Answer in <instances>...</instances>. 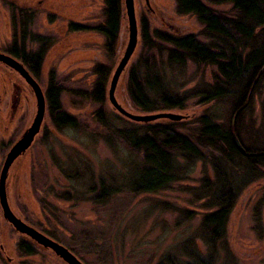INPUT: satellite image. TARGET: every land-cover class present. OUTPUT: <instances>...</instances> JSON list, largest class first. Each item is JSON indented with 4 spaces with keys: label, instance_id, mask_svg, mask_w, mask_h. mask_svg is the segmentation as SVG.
<instances>
[{
    "label": "rangeland",
    "instance_id": "1",
    "mask_svg": "<svg viewBox=\"0 0 264 264\" xmlns=\"http://www.w3.org/2000/svg\"><path fill=\"white\" fill-rule=\"evenodd\" d=\"M42 1L0 0V50L8 51L14 44L26 54L44 49L38 74H34L37 84L43 94L51 78L61 87L62 111L76 120L77 128L57 130L46 103L40 133L9 170L6 193L11 211L23 223L66 248L82 264H157L164 255L175 254L176 248L187 241H192L205 253L200 239L201 220L210 211L200 198L201 191H205L202 184H212L215 178L209 151L205 152L207 158L197 161L183 180L166 190L132 194L123 187L135 169L140 168L136 162L140 155H131L114 137L112 145L106 142L114 130L169 124H175L176 132L192 138L198 119L209 109L219 118L218 122L222 121L226 115L225 104L199 106L196 99H190L182 111L144 113L135 108L128 95L131 69L139 63L146 49L143 23L148 26L153 44L157 45L155 31L176 36L193 35L207 43L202 35L203 26L194 16L178 15L175 0H148V5L145 0H134L138 44L118 81L115 99L135 115L173 113L185 117L177 123L160 120L137 124L121 117L108 102L110 80L128 41L124 0H121L119 31L112 53L104 49V38L96 31L104 22L103 0H50L53 5L50 9L47 3L37 7ZM198 1L220 16L232 15L229 3ZM23 3L32 9L33 17L25 20L24 27L19 24L18 31L14 28L13 12L24 10L18 7ZM71 25L83 29L71 31ZM38 40H43V45ZM97 66L108 71L102 105L86 97ZM215 73L214 67L194 68L187 64L185 73L175 71L168 74L165 81L181 94L200 81L212 83ZM11 81L0 74V95L8 83L7 95L0 97V120L5 124L4 129H0V170L6 154L30 126L36 112L35 98L29 90H25L20 106L14 109L15 92ZM179 85L183 87L179 89ZM99 111L103 112L105 127L96 119ZM250 118L258 131L264 123V80L260 93L254 97ZM143 133L144 130H140V134ZM238 171L235 168L234 174ZM258 172L259 179L253 176V181L239 186L225 226L222 244L226 251L214 264H264V168ZM100 180L120 189L104 205L93 202L98 193L88 191L96 188ZM22 242L30 245L32 255L19 251ZM0 264L64 263L51 251L16 233L3 220L0 209Z\"/></svg>",
    "mask_w": 264,
    "mask_h": 264
},
{
    "label": "trees",
    "instance_id": "2",
    "mask_svg": "<svg viewBox=\"0 0 264 264\" xmlns=\"http://www.w3.org/2000/svg\"><path fill=\"white\" fill-rule=\"evenodd\" d=\"M104 22L96 31L104 38V49L112 53L117 42L121 0H103ZM178 15H191L203 26L202 43L193 35L176 36L154 32L153 44L148 26L142 24L145 52L142 59L130 72L128 95L140 112L154 113L184 110L190 99L197 105H226V115L219 118L211 109L198 119L193 137L176 132L173 125L114 130L106 138L112 145L113 137L124 145L131 155H140V168L127 180L123 189L132 194L157 193L171 184L184 179L197 161L207 158L209 151L214 181L204 182L200 199L209 210L202 217V237L205 253L187 241L176 248L175 254L164 255L157 264H214L226 251L222 241L232 205L238 195L239 186L244 187L254 178L259 179L264 168V123L257 130L251 120L254 97L260 93L264 80V0H221L232 6L231 17L220 16L198 0H175ZM71 31H81L80 26L71 25ZM39 44L43 45V40ZM42 48V47H40ZM24 62L32 63V72L37 75L44 49L34 54L22 51ZM187 64L194 68L214 67L216 73L212 83L198 82L187 92L179 94L165 81L175 71L185 73ZM91 91L86 97L95 104L105 101V83L108 71L103 66L93 70ZM183 85H179L181 89ZM62 89L51 78L45 97L49 117L57 130L76 129L77 122L62 111ZM98 122L106 126L103 112L96 114ZM140 130H144L140 134ZM257 131V132H256ZM234 139L245 154L237 149ZM136 159V158H135ZM235 168L239 175L234 174ZM259 174V175H258ZM111 186V185H110ZM104 180L88 189L97 198L96 204L104 205L118 194L120 189L110 187ZM19 251L32 255L30 245L22 242Z\"/></svg>",
    "mask_w": 264,
    "mask_h": 264
},
{
    "label": "water",
    "instance_id": "3",
    "mask_svg": "<svg viewBox=\"0 0 264 264\" xmlns=\"http://www.w3.org/2000/svg\"><path fill=\"white\" fill-rule=\"evenodd\" d=\"M146 5H148V0H145ZM124 6L127 17L128 24V41L121 59L111 77L109 90H108V102L113 108V110L118 113L121 117L128 121L137 124H149L160 120H167L174 123L180 122L185 119V117L173 113H155L149 115H135L118 104L115 99V90L118 81L126 69L129 61L131 60L138 44V27L137 20L134 10V0H124ZM0 59L4 62L10 63L20 75L26 80V82L32 88L35 98H36V112L30 126L23 132L20 138L14 143L6 154L3 164L0 170V209L3 220L10 225L13 230L28 238L35 245L41 247L44 250L51 251L57 258H59L64 264H82L71 252L60 244L52 241L48 237L36 231L34 228L23 223L19 218H17L11 211L8 203L6 186L8 174L13 163L25 155V153L31 148L35 138L38 136L41 130V126L45 117L46 104L45 98L43 96L42 90L37 84V82L31 78L26 71L23 70L22 66L17 64L15 61L0 55ZM264 70V67L263 69ZM234 143L241 154H245L243 148L240 146L239 142L234 139Z\"/></svg>",
    "mask_w": 264,
    "mask_h": 264
},
{
    "label": "flooded vegetation",
    "instance_id": "4",
    "mask_svg": "<svg viewBox=\"0 0 264 264\" xmlns=\"http://www.w3.org/2000/svg\"><path fill=\"white\" fill-rule=\"evenodd\" d=\"M41 3H44V5H49L47 8H51L53 5L51 4L52 2L50 0H43L42 2H40L38 6L43 5ZM31 5V4H30ZM16 6L17 5H13ZM27 8H26V7ZM18 7H23L25 8L24 10L21 9H15V12H13V14L15 13V15L13 16V21L15 24V30L19 29V24L20 26L24 27V24L26 23L25 20H32L33 17V13H32V9H30V7L27 6V4L23 3ZM55 7V6H54ZM32 22V21H31ZM19 31V30H18ZM21 35L23 34V30L19 32ZM23 54V52L21 51V49H18V47L16 46V44H14L13 46H11L10 50H0V55H3L9 59H11L12 61H15L17 64L21 65L23 70L27 72V74L33 78L36 81L35 75L32 72V63H26L24 62V59L21 57ZM10 63L8 62H4L0 59V74L5 75V80H12L10 86L12 87V89L15 92V96L14 99L12 101V104L15 108H18V106H20L21 102H22V96L23 93L25 92V90H29L31 92V96H33L35 98L34 92L32 90V88L30 87V85L26 82V80L20 75V73H18L13 67H11V65H9ZM37 82V81H36ZM8 86V83L6 84ZM7 86L4 88V92L2 95H0V97H3L7 95V91L6 88ZM43 93V92H42ZM44 98H45V104L46 102V97H45V93L43 94ZM35 102H36V98H35ZM35 116V115H34ZM34 118V117H33ZM1 121V120H0ZM33 121V119H32ZM32 123V122H31ZM5 124L4 122H0V129H4ZM7 127V126H6Z\"/></svg>",
    "mask_w": 264,
    "mask_h": 264
}]
</instances>
